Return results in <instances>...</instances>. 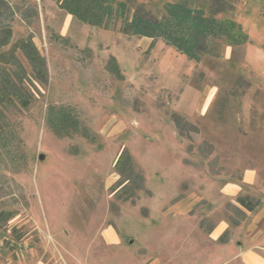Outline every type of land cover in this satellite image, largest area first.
Here are the masks:
<instances>
[{"label":"rangeland","instance_id":"obj_1","mask_svg":"<svg viewBox=\"0 0 264 264\" xmlns=\"http://www.w3.org/2000/svg\"><path fill=\"white\" fill-rule=\"evenodd\" d=\"M116 1L153 21L182 2ZM186 1L235 21L250 43L215 42L220 56L196 62L121 23L81 24L56 0H7L12 44L32 37L49 81L19 53L31 97L0 120V264H245L235 227L247 214L237 198L218 205L215 185L245 169L264 183V0ZM112 56L124 80L108 72ZM124 150L140 189L135 174L117 189ZM263 195L244 185L241 196L255 206ZM221 221L228 230L212 236Z\"/></svg>","mask_w":264,"mask_h":264},{"label":"trees","instance_id":"obj_2","mask_svg":"<svg viewBox=\"0 0 264 264\" xmlns=\"http://www.w3.org/2000/svg\"><path fill=\"white\" fill-rule=\"evenodd\" d=\"M56 4L81 24L110 31L121 23V32L124 35L149 38L152 40L151 48L154 47L157 39H162L167 45L173 46L182 55L196 62L200 61L204 54L220 56V52H216L220 46H216L215 42L232 47L250 43L241 25L231 19L219 20L213 15L206 16L203 10L191 8L186 0L166 4L167 17L159 21H153L142 10L130 16L129 4L116 0H56ZM14 16L15 11L7 0H0L1 121H4L6 112L17 104L27 109L31 97L25 89L29 78L19 53L31 65L35 79L42 83L49 81L46 60L37 49L33 38L26 37L12 44ZM56 37L58 41L69 46V41L63 36ZM6 48L8 49L5 50ZM107 70L119 80L125 79L114 56L110 58ZM0 128L2 129V126ZM1 129L0 137L3 133ZM58 130L57 128L56 131ZM116 161V171L121 176L116 185L117 189L126 187L133 174L139 180L137 189H140L141 184L144 183V177L135 173V163L131 153L124 150ZM248 199V196H240L236 200L242 207L252 211L254 205ZM4 215V213L0 214V223Z\"/></svg>","mask_w":264,"mask_h":264},{"label":"crops","instance_id":"obj_3","mask_svg":"<svg viewBox=\"0 0 264 264\" xmlns=\"http://www.w3.org/2000/svg\"><path fill=\"white\" fill-rule=\"evenodd\" d=\"M244 185L259 188L264 186V183H261V178L257 171L245 169L239 182L230 181L220 185L216 183L217 193L215 201L218 205H221L224 200L229 202L234 198L240 197L243 194ZM242 208L247 214L248 220L235 227L242 236L241 240L237 242L242 252L239 256L245 264H264V256L261 253V250H264V227L261 226V221L264 219V195L260 196L258 203L252 211L244 207ZM191 210L192 207L188 210V213ZM228 228V223L221 221L214 229L215 231L212 233V236H220ZM114 237L117 240V234Z\"/></svg>","mask_w":264,"mask_h":264},{"label":"water","instance_id":"obj_4","mask_svg":"<svg viewBox=\"0 0 264 264\" xmlns=\"http://www.w3.org/2000/svg\"><path fill=\"white\" fill-rule=\"evenodd\" d=\"M41 159H43V157H41Z\"/></svg>","mask_w":264,"mask_h":264}]
</instances>
